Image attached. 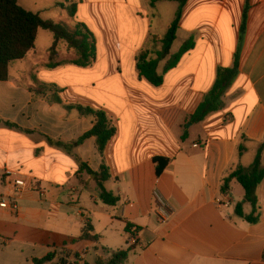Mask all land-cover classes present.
Returning <instances> with one entry per match:
<instances>
[{"label": "crops", "instance_id": "0c3cea01", "mask_svg": "<svg viewBox=\"0 0 264 264\" xmlns=\"http://www.w3.org/2000/svg\"><path fill=\"white\" fill-rule=\"evenodd\" d=\"M18 3L71 29L85 25L97 56L87 68L70 64L77 52L63 42L55 62L65 64L50 68L55 38L39 30L35 49L0 81V197L12 195L6 171L20 172L27 184L16 196L17 213L0 207V264H35L51 254L55 259L45 264H89L92 251L96 263L132 246L125 264H264V180L257 188L256 225L235 214L243 187L232 180L229 190L221 188L230 173L253 164L264 142V0H187L176 42L183 46L193 38L195 46L159 87L140 77L136 57L161 50L153 37H164L174 21L162 22L164 7L178 1ZM237 54L239 74L223 97L224 109L192 124L218 69L233 67ZM43 87L45 95L37 90ZM79 106L103 111L116 129L103 154L95 137L80 142L94 120ZM242 137L248 150L239 156ZM155 158L168 160L159 175ZM82 163L93 172L109 169L104 185L116 205L103 203ZM155 189L173 208L164 223L156 216ZM243 209L252 212L250 204ZM86 225L95 242L82 240Z\"/></svg>", "mask_w": 264, "mask_h": 264}, {"label": "trees", "instance_id": "16d2710c", "mask_svg": "<svg viewBox=\"0 0 264 264\" xmlns=\"http://www.w3.org/2000/svg\"><path fill=\"white\" fill-rule=\"evenodd\" d=\"M153 3L161 0H151ZM180 6L176 13L174 21L168 27L166 34L162 38L153 37L156 42H160L162 47L156 54L149 50H142L136 57L137 70L141 78L146 79L150 84L159 87L163 84L164 75L175 68L182 56L195 46L193 38L187 39L180 51L172 55L171 51L174 43L177 40V34L180 29V23L183 15V7L187 0H176ZM248 3V0H247ZM65 7L64 5H58ZM243 22L241 27V40L246 31L248 19V4L244 9ZM39 30L49 31L54 35L55 42L51 48V63L50 68H57L64 62H55L57 50L60 43H66L70 50L77 52L78 58L71 61L78 67L87 68L93 65L97 56V42L90 30L85 25H77L75 29L69 28L65 24L56 23L52 20H45L35 12H29L22 8L18 0H0V81H7L9 79V69L12 63L24 60L27 55L35 49L37 36ZM167 63L163 69L162 74L159 73V66L161 61ZM239 74V54L235 56V62L231 68H219L217 77L212 89L206 94L203 102L199 105L196 112L190 117L192 124H199L206 120L211 113L222 111L225 107L223 97L227 90L231 87L234 80ZM45 87L37 89L39 94L45 95ZM53 102L60 103V98L55 95ZM72 109L73 107H67ZM79 112L85 116H91L94 120V127L81 139L83 140L95 137L97 141L98 151L103 154L108 142L115 136L116 129L112 126L108 116L103 111L92 108L76 107ZM6 126L16 127L11 123H6ZM182 139L187 138V134L182 135ZM242 143L238 149V155H244L248 148L246 142L247 138L242 137ZM264 142L260 144L253 164L248 167H238L227 176L222 185V190L227 191L230 188L232 180H236L245 190V199L236 207L237 216L243 218L246 222L256 225L261 219V207L257 195V188L264 180V165L263 163ZM153 161L157 164V174L159 175L168 163V160L162 158H155ZM81 171H87L88 174L95 180L101 191L100 197L103 203L114 206L118 198H115L105 188V183L111 178L109 169L102 166L99 172H93L91 169L82 163ZM244 204L252 206V212L247 215L244 212ZM130 226V225H129ZM92 228L86 225L84 229L83 241L91 239L93 242L98 240L97 236H92L90 233ZM135 249V246L127 250L117 251L111 254L107 259L98 257L95 264H125L128 261L129 254ZM55 259L53 254L41 260H34L35 264H45L52 262ZM262 259L264 261V251Z\"/></svg>", "mask_w": 264, "mask_h": 264}, {"label": "built area", "instance_id": "2783aa9c", "mask_svg": "<svg viewBox=\"0 0 264 264\" xmlns=\"http://www.w3.org/2000/svg\"><path fill=\"white\" fill-rule=\"evenodd\" d=\"M5 177L8 185L12 189V195L9 197H0V207L17 213L19 211V205L16 196L20 194L26 187V181L21 178L20 172L6 171ZM153 198L156 205L157 219L164 223L168 221L173 215V208L169 200L159 191L155 189L153 191Z\"/></svg>", "mask_w": 264, "mask_h": 264}, {"label": "rangeland", "instance_id": "374dc122", "mask_svg": "<svg viewBox=\"0 0 264 264\" xmlns=\"http://www.w3.org/2000/svg\"><path fill=\"white\" fill-rule=\"evenodd\" d=\"M179 6H180L179 3H172V4H169L168 7H164L165 9L167 8L166 10L168 11V13H167L166 17H164V14L161 16L162 17V22H163V19H167L168 20L170 18L171 20H174L175 14H176V10L178 9ZM181 46H182L181 42H176V44L173 47V53H177L180 50ZM41 47L42 46L39 47V51L42 50ZM16 64H19V62H16L14 65H16ZM13 68H14V66H13ZM189 126H191V124H187V127H189ZM196 129L197 128H193L192 129L193 133L196 131ZM249 157H252V154H250L248 156V158H246V159L248 160ZM62 257L65 260H68L67 256L62 255ZM95 259H96V253H95V251H92V253L88 257V261L87 262L89 264H94L95 263Z\"/></svg>", "mask_w": 264, "mask_h": 264}]
</instances>
